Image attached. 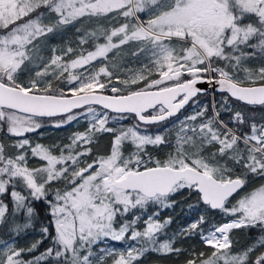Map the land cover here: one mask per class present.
Wrapping results in <instances>:
<instances>
[{"label":"snow or ice","instance_id":"obj_1","mask_svg":"<svg viewBox=\"0 0 264 264\" xmlns=\"http://www.w3.org/2000/svg\"><path fill=\"white\" fill-rule=\"evenodd\" d=\"M153 255L264 264V0H0V264Z\"/></svg>","mask_w":264,"mask_h":264},{"label":"trees","instance_id":"obj_2","mask_svg":"<svg viewBox=\"0 0 264 264\" xmlns=\"http://www.w3.org/2000/svg\"><path fill=\"white\" fill-rule=\"evenodd\" d=\"M200 99L202 102H209L211 100V96L209 95L206 97H201ZM188 111L189 109L186 110L185 112H188ZM125 123H131V121H127ZM48 128H51V127H46L45 129H42L41 131L44 132ZM33 139L34 140L39 139L40 142L44 144H49L47 139L41 140L35 135H33ZM177 199L179 201L178 206L174 210H168L167 212L163 213V215H171L173 217V224L171 226L172 231L178 230L181 225L186 224L190 219H194V217L187 215V208L184 205V198L178 196ZM32 235L35 236L37 235V233L34 232ZM256 236H257V233L255 232V230H252L250 233L247 230H237L236 233L234 234V239H236L239 242L240 247H244V246H247L249 243H251L256 238ZM193 246L195 247L197 251L203 250V245L200 244V242L196 240L195 238L187 241L183 245V247L185 248H189ZM183 259H184L183 256H181L179 260H177L174 257L173 258H157L155 255H153L146 260V264H182Z\"/></svg>","mask_w":264,"mask_h":264},{"label":"rangeland","instance_id":"obj_3","mask_svg":"<svg viewBox=\"0 0 264 264\" xmlns=\"http://www.w3.org/2000/svg\"><path fill=\"white\" fill-rule=\"evenodd\" d=\"M74 32H69L67 34V36L65 38H60V37H55L53 38V43L57 44V45H63V42L65 39L67 40H72L74 39ZM190 111V110H189ZM83 123L79 124V125H74V126H70L66 129H54V128H48L46 131H44V136L43 137H38L41 140L42 139H47V141L49 142V144L53 143L54 141L60 140L63 141L65 140V138L71 134V132L76 131V130H83ZM109 143V138L107 136L103 137L100 139L99 141V145L97 146V148L100 151H103L105 149V147L108 145ZM119 247V246H118Z\"/></svg>","mask_w":264,"mask_h":264},{"label":"water","instance_id":"obj_4","mask_svg":"<svg viewBox=\"0 0 264 264\" xmlns=\"http://www.w3.org/2000/svg\"><path fill=\"white\" fill-rule=\"evenodd\" d=\"M200 87H207L206 85H200Z\"/></svg>","mask_w":264,"mask_h":264},{"label":"flooded vegetation","instance_id":"obj_5","mask_svg":"<svg viewBox=\"0 0 264 264\" xmlns=\"http://www.w3.org/2000/svg\"><path fill=\"white\" fill-rule=\"evenodd\" d=\"M188 110V109H185V111ZM190 110V109H189Z\"/></svg>","mask_w":264,"mask_h":264}]
</instances>
